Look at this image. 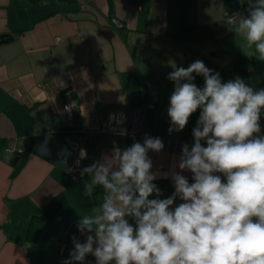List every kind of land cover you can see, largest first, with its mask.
Wrapping results in <instances>:
<instances>
[{"label":"crops","instance_id":"crops-1","mask_svg":"<svg viewBox=\"0 0 264 264\" xmlns=\"http://www.w3.org/2000/svg\"><path fill=\"white\" fill-rule=\"evenodd\" d=\"M247 10L248 0H0V264H63L80 216L100 203L99 186L85 194L89 176L74 179L34 153L35 139L51 129L37 131L47 124L42 114L60 120L53 135L67 148L65 137L77 149L85 142L82 168L114 143L132 145L104 130L106 116L132 102L143 110L144 133L184 136L187 127L168 131L173 65H220L222 53L234 72L235 56H244L264 88L261 60L230 28V17ZM193 75L202 87L203 77ZM230 76L220 74L223 82ZM68 97L73 109L65 117ZM198 117L199 110L190 119ZM149 157L153 172L168 173L154 181L167 198L179 158L164 151ZM182 174L192 182L190 172ZM84 264H96L95 257Z\"/></svg>","mask_w":264,"mask_h":264},{"label":"clouds","instance_id":"clouds-1","mask_svg":"<svg viewBox=\"0 0 264 264\" xmlns=\"http://www.w3.org/2000/svg\"><path fill=\"white\" fill-rule=\"evenodd\" d=\"M247 11L231 16L230 28L264 61V0H248ZM167 79L174 83L169 133L183 131L199 110L193 143L182 146L179 171L171 173L173 194L161 199L154 183L168 175L152 171L149 152L164 148L159 137L123 149L114 143L81 169L91 178L85 194L99 186L103 195L77 221L85 240L72 237L63 264H84L89 254L96 264H264V89L240 77L223 82L200 60L173 65Z\"/></svg>","mask_w":264,"mask_h":264},{"label":"built area","instance_id":"built-area-1","mask_svg":"<svg viewBox=\"0 0 264 264\" xmlns=\"http://www.w3.org/2000/svg\"><path fill=\"white\" fill-rule=\"evenodd\" d=\"M115 21V20H114ZM117 23V22H114ZM60 39L57 38L56 41H59ZM255 71L254 67H250L247 71L248 74H251ZM254 90L264 89V88H253ZM73 109V102L68 97L67 102L63 105V114L65 117L71 116V111ZM116 113L117 116V122L120 125L126 124L125 126H115L112 125V119L114 114ZM192 119H189V122L187 124V131L186 134L182 137L178 138H171V137H160V136H154V135H148L144 133L143 131V110L142 108L138 106H130L126 110H114L110 112L105 119L104 123V130L107 132H112L115 134L120 135L123 137L127 142L130 144H133L134 142H141L143 143L145 136H151V137H159L163 144L164 148L162 151L167 152L169 154L175 155L178 158L181 155V148L182 146L187 143L189 146L193 143V137H192V130L196 126V124L192 123ZM260 125H261V133L264 135V113L261 115L260 119ZM121 130H126V134H121ZM88 134H85L84 141H86ZM86 152L85 149V142L77 149L75 153L74 162L71 166V168L67 171L69 175L74 179H85L87 174L81 175V169H82V155L84 157ZM77 240H79L81 243L84 242L85 236L82 235L80 232L75 236Z\"/></svg>","mask_w":264,"mask_h":264},{"label":"water","instance_id":"water-1","mask_svg":"<svg viewBox=\"0 0 264 264\" xmlns=\"http://www.w3.org/2000/svg\"><path fill=\"white\" fill-rule=\"evenodd\" d=\"M42 116L47 120V124L39 126L37 128V131L42 132L47 130L49 127L51 128L50 133L38 136L35 139L33 144V151L37 155L49 158L53 164L68 171L74 162V151L77 149V145L73 144L69 137H65L64 141L69 146V148H67L60 139L53 135L58 127L60 120L58 118L49 119V116L46 114H42ZM112 125L125 126L126 124H118L117 116L115 113L112 119Z\"/></svg>","mask_w":264,"mask_h":264},{"label":"rangeland","instance_id":"rangeland-1","mask_svg":"<svg viewBox=\"0 0 264 264\" xmlns=\"http://www.w3.org/2000/svg\"><path fill=\"white\" fill-rule=\"evenodd\" d=\"M221 59L219 60V64L220 65H214V66H210L208 67L209 69H212L214 72H218L219 74H222V76H230V77H240L241 79H243L246 84L252 88H256V87H261V83H260V74L261 72H259V70H257L256 72H253L251 74H236L234 72L231 71V62L229 61V57L225 54L220 53L218 55ZM207 57H209V54H207ZM182 60V59H181ZM179 60V62L181 61ZM261 64V68H262V74H264V61H260ZM222 64V65H221ZM246 66V70L248 71V69L250 67H253L251 65V62H249L248 64L245 65Z\"/></svg>","mask_w":264,"mask_h":264},{"label":"trees","instance_id":"trees-1","mask_svg":"<svg viewBox=\"0 0 264 264\" xmlns=\"http://www.w3.org/2000/svg\"><path fill=\"white\" fill-rule=\"evenodd\" d=\"M246 61H247V58L244 57V56H235L233 64H232L233 71L236 74H239V75L247 73V70L244 67V65L246 64ZM135 104H136L135 102H132L131 105L134 106ZM192 121H193L192 123L195 124V120L192 119ZM102 195H103V188L102 187H98L97 191L94 192L95 200L98 203L101 202Z\"/></svg>","mask_w":264,"mask_h":264}]
</instances>
